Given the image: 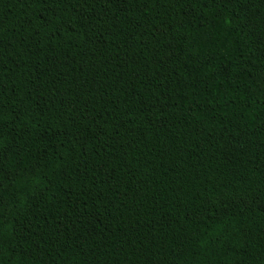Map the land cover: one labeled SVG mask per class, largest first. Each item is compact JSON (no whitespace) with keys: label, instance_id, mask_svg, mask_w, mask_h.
<instances>
[{"label":"trees","instance_id":"trees-1","mask_svg":"<svg viewBox=\"0 0 264 264\" xmlns=\"http://www.w3.org/2000/svg\"><path fill=\"white\" fill-rule=\"evenodd\" d=\"M0 264H264V0H0Z\"/></svg>","mask_w":264,"mask_h":264}]
</instances>
